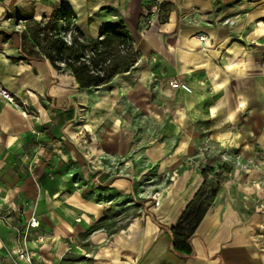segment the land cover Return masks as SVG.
<instances>
[{
	"label": "crops",
	"instance_id": "obj_1",
	"mask_svg": "<svg viewBox=\"0 0 264 264\" xmlns=\"http://www.w3.org/2000/svg\"><path fill=\"white\" fill-rule=\"evenodd\" d=\"M151 1L0 0V18L27 7L30 18L41 19L53 14V3L64 2L92 37L119 21L128 27L140 57L106 88L84 94L93 103L90 122L79 126L90 131V143L81 147L99 163L120 160L132 170L130 159L143 153L155 167V186L150 195L139 193V202L129 199L132 181L107 175L108 164L99 170L88 165L72 143L79 131L72 127V102L64 108L59 101L72 100V76L41 58H21L18 41L0 36V212H21L28 222L37 208L40 226L33 235L50 242L30 244L40 263L58 264L70 243L59 264H264V208L243 216L231 196L218 198L204 215L192 257L170 250V229L202 186L199 166L206 158L235 160L228 183L235 194L260 192L248 181L263 173L251 165L258 154L264 157V0H170L165 21L157 15L140 34L137 25ZM103 7L115 14L98 12ZM130 105L147 113L159 134L139 135L131 119L117 114ZM46 117L53 118L51 135ZM34 141L43 145L29 171L25 157ZM50 171L58 178L47 186ZM71 172L68 192L63 181ZM3 217L0 264L23 263L14 254L20 241Z\"/></svg>",
	"mask_w": 264,
	"mask_h": 264
},
{
	"label": "rangeland",
	"instance_id": "obj_2",
	"mask_svg": "<svg viewBox=\"0 0 264 264\" xmlns=\"http://www.w3.org/2000/svg\"><path fill=\"white\" fill-rule=\"evenodd\" d=\"M154 1L156 0L149 2L148 5L153 3ZM162 1H163L162 11H160V13L157 14L159 16H162L158 20L161 23L165 21V18L167 17L166 12L168 10L170 11L171 4H172L170 0L169 2L168 0H162ZM53 5H54L53 14L51 16L50 15L43 16L41 19L30 18L29 12L27 11L28 9L30 10V8L28 9L27 7L26 8H23V7L10 8L9 11H6L0 18L1 38L6 42L12 38L16 39L19 43V51L23 55V56L21 55L22 56L21 58L23 59H26V56H24V54L28 55L27 58L40 57L39 44L44 46L46 41L43 40L44 33L37 32L38 28L34 26V22H37V23L39 22L40 26H44L45 24L48 23L49 19L54 17L56 14H60V17L57 20V23H58L57 30L55 29V30L48 32V35H53L54 37L63 38L68 44L72 42L74 37H76L78 41L84 42L85 45L87 44L86 50L91 55L89 46L92 45L97 40L103 38L101 31H100L101 34L99 33L98 36H94V37L90 36L88 33L84 31L85 26L84 25L81 26L80 24L82 20L79 18L77 12L71 6H66L64 2L55 3V4L53 3ZM98 12L107 13V14H115L111 11L110 7H103L101 10H98ZM143 13L144 14L142 15V18L139 20L138 25H137V29L139 30L138 32L140 34H143V30L150 27L156 21V16H157L156 15L153 18H151V16L149 17V13L146 12V8ZM90 18L92 17L88 18L89 21H90ZM150 18H151V21L148 27H144L145 21L149 20ZM4 22H7L8 25L7 24L5 25ZM119 22H122V21H119ZM113 24L108 25L107 27H110ZM125 28L129 34V39L131 40L132 45L134 49L136 50L138 58H139L140 50L138 51V49H136L132 36L130 32L128 31V27L125 26ZM198 36L200 35L197 34V38ZM113 48L115 50V47ZM123 54H124L123 51H119V54H118L119 57L116 58L115 62H112V64L120 62L123 59L121 56ZM43 60H45L46 62L50 64V62L47 59H43ZM57 64L60 66L59 69H56L54 66L50 64L51 68L59 73L72 76V100L64 101L63 96H61L62 98H60L59 100L61 101L60 104L65 105L64 108H68L69 102L70 103L72 102V104L70 105V107L72 108V127L73 126L79 127L80 125L89 123L90 113H91L90 109L92 107L91 103L93 102L91 101V97L89 96L87 97L84 94L88 92H92L91 96H93V93H95L97 90L99 91L100 89L95 90L93 88L92 89L79 88L78 84L75 83L76 81L74 80V77L71 71L65 66V62H57ZM134 65H132L127 71H130L134 67ZM123 73L124 72L119 73L116 76L123 74ZM172 83L178 85L180 84V81L176 78L172 80ZM106 84H104V86L102 87L103 89L108 86V84L107 85ZM89 94L90 93H88V95ZM45 98L49 100L48 97H45ZM16 103L20 105V107L26 106L25 103L24 104L20 103V100L19 102L16 101ZM117 114L125 115L126 117L131 119L132 125H134V129L137 131L136 133H138L139 135H143L147 133L146 130H149V129L152 131L155 130L156 134H159L158 127L155 126L150 121V119L147 116V113L142 112L140 109H137L132 105H130L129 107L125 106L123 110H117ZM52 119H47L46 117V122L44 124L45 126L44 129H46V132L49 130L47 132V134L49 135H51V128L49 126L52 123ZM80 128L81 127L78 128L79 131H77V133L74 132L72 136V141H73L72 143L74 144V146L78 148V150H80V154L82 153L81 155H83V157L85 156L84 160L85 162H87L88 165L95 167L96 168L95 170H99L98 165L108 164L107 175L116 176V178L123 176L129 179L130 181H132L131 185H134V190H132L131 192L132 194L129 197V199L130 198L138 199V201L140 202L142 198L138 197L140 195L139 193H141V195L143 196L150 195L149 189L151 188V186H155V180H154L155 179L154 178L155 177V167H154V164L152 165L148 160H146V157H144L143 153L138 159H133V160L130 159L132 163V168H133L132 170L123 169L124 164L120 160L119 161L108 160V162L105 161V162L99 163L93 157L92 158L86 157L89 154L87 151L88 149L87 147L84 146V148H86L84 150V148H82L81 145L83 146V144L90 143V140H88L89 139L88 137H90V131L84 129V127L81 129ZM33 133L38 134V132L36 131H34ZM42 145L43 143L38 142V141L29 142L28 148L30 151L27 153V156L25 157L26 160L28 161L27 167L29 171H31V168L34 167L36 157L38 156L39 147H42ZM259 155L261 157H257V159L253 160L254 163L251 166L255 167L257 170L262 168L263 173L254 175L252 179H250L248 182H252L253 185L259 186L261 189H260L259 194H249L250 196L247 195L245 196V198L239 196L238 194H235L231 189H229V186H228V183L230 180V173L232 172L231 165L235 160H232L229 158L219 159V158L208 157L203 161V163H201L202 165L199 166V171H200L201 178L203 179V183L201 186L204 190L203 198L205 199V201H210V205L207 211H209V209L213 207V205L215 204L218 198H220L221 201H224L225 200L224 198H230V196L232 197L231 200L234 203L233 207L236 209V211H238L243 216H247L258 210L260 211V209L264 208L263 207L264 205L260 206L261 203L259 202V201H262L261 199L264 200V157L262 158L261 153L258 154V156ZM195 161L198 162V160H195ZM112 162L113 164H110ZM55 173L53 171H50L45 174L44 177H45V183L47 186H49L50 184H54L55 181L57 180L58 176L55 175ZM93 176L94 174L92 175V177ZM64 178L65 179L63 183L68 184V187H69V190L66 189V191L70 192V190L72 189V185L74 183V175H72V172H71ZM35 186H36L37 191L41 190V184L39 182H36ZM214 190H215V195L212 197L211 192H213ZM255 200L257 202H255ZM32 209H33L32 210L33 215L30 216L28 222L26 221L23 222L21 218H19L21 212H18V211L13 212V213L3 211V212H0V216L3 217L5 215V217H3L4 219L2 218V221L5 222V224L8 223L9 225L7 226H11L12 228L11 231L14 232L15 237H16L15 242L20 241L21 245L15 250L14 254L23 261L24 259L19 257L16 252L18 249H21V247H24L26 251L28 252V254L31 256V258L33 259L34 264H46V263L37 262L35 258L34 248L30 247V244L34 245L37 243H48V244L50 243V242H44L47 240L46 238L40 237L38 235H33L36 232L35 229H37L38 227L36 228L31 227L30 220L31 218H34V217L38 219V217L36 215L37 208L33 207ZM10 216L11 217L16 216L18 218L10 219L9 218ZM39 226H40V221H39ZM0 239L2 241V238ZM49 241H51V239ZM65 245L68 246V249H66L64 254L60 255L58 262H57L58 264L61 263L65 259V254H68L71 251V247H72L70 246L71 244L66 243ZM81 248L83 247L80 246V250H82V253H80L81 257H86L87 255L84 253L83 249ZM25 263L26 262L18 263V264H25Z\"/></svg>",
	"mask_w": 264,
	"mask_h": 264
},
{
	"label": "trees",
	"instance_id": "obj_3",
	"mask_svg": "<svg viewBox=\"0 0 264 264\" xmlns=\"http://www.w3.org/2000/svg\"><path fill=\"white\" fill-rule=\"evenodd\" d=\"M59 17L60 14H56L44 26L34 22V26L38 28L37 32L44 33L43 40L46 41L44 46L39 44L40 57L37 58L47 59L56 69L60 68L57 62H65L79 88L91 89L104 85L136 63L137 52L122 22L103 30V38L89 46L90 55L86 50L87 44L78 41L76 37L68 44L63 38L48 35V32L57 30ZM119 51L124 52L121 55L123 59L112 64L119 57ZM24 56L27 58L28 55ZM203 193L204 190L200 187L177 223L170 229V250L180 257L194 255L191 241L210 205V201L203 198ZM214 195L215 190L211 192V196Z\"/></svg>",
	"mask_w": 264,
	"mask_h": 264
},
{
	"label": "built area",
	"instance_id": "obj_4",
	"mask_svg": "<svg viewBox=\"0 0 264 264\" xmlns=\"http://www.w3.org/2000/svg\"><path fill=\"white\" fill-rule=\"evenodd\" d=\"M162 8H163V1L162 0H156L153 3L146 6V12L149 13V17L151 16V18H153L157 14H159L160 11H162ZM151 18L149 20L145 21L144 27H148V25L151 21ZM198 39L201 41H206L207 37L205 35H200V36H198ZM2 95L5 97L6 93L3 92ZM155 204H157V201H155ZM30 226L35 227V228L39 227L38 219L35 217L31 218ZM16 253L19 257L24 259V262H26L25 264H34L33 259L31 258V256L28 254V252L26 251V249L24 247H21V249H18Z\"/></svg>",
	"mask_w": 264,
	"mask_h": 264
},
{
	"label": "bare ground",
	"instance_id": "obj_5",
	"mask_svg": "<svg viewBox=\"0 0 264 264\" xmlns=\"http://www.w3.org/2000/svg\"><path fill=\"white\" fill-rule=\"evenodd\" d=\"M3 92L6 93L5 98H7L8 100H10V99H9V95H8V93H7L6 91H3ZM3 92H2V94H3Z\"/></svg>",
	"mask_w": 264,
	"mask_h": 264
}]
</instances>
